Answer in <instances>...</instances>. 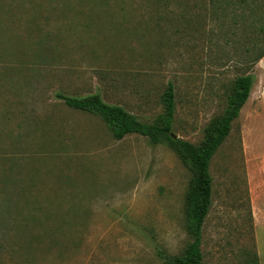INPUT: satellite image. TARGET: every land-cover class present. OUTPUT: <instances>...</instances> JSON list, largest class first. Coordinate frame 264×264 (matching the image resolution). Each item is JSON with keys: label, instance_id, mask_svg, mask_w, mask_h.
<instances>
[{"label": "rangeland", "instance_id": "obj_1", "mask_svg": "<svg viewBox=\"0 0 264 264\" xmlns=\"http://www.w3.org/2000/svg\"><path fill=\"white\" fill-rule=\"evenodd\" d=\"M263 48L264 0H0V264L182 256L192 171L168 144L117 141L57 94L100 93L153 124L171 82L173 134L200 145ZM241 130L236 119L211 162L204 264L255 250Z\"/></svg>", "mask_w": 264, "mask_h": 264}, {"label": "trees", "instance_id": "obj_2", "mask_svg": "<svg viewBox=\"0 0 264 264\" xmlns=\"http://www.w3.org/2000/svg\"><path fill=\"white\" fill-rule=\"evenodd\" d=\"M257 54L252 62L253 68L264 57V48ZM250 72L236 78L232 92L228 96L227 108L222 116L215 118L205 129V138L200 145H194L173 134L177 106L175 87L171 82L162 98L163 113L153 124L142 122L122 106L105 102L100 93L82 97L57 94V98L63 100L69 107L100 116L117 141L128 135L137 134L146 137L152 145L168 144L192 171L187 196L188 230L192 242L182 256L161 254L164 264H204L202 250L204 225L213 205L211 162L229 137L233 122L239 117L250 96L255 79ZM250 211L253 223L252 210ZM246 264H259L256 248L252 255L248 254Z\"/></svg>", "mask_w": 264, "mask_h": 264}, {"label": "crops", "instance_id": "obj_3", "mask_svg": "<svg viewBox=\"0 0 264 264\" xmlns=\"http://www.w3.org/2000/svg\"><path fill=\"white\" fill-rule=\"evenodd\" d=\"M250 73L254 83L237 120L242 124L243 139L249 142L246 158L253 234L259 264H264V149H258L259 142H264V57Z\"/></svg>", "mask_w": 264, "mask_h": 264}]
</instances>
